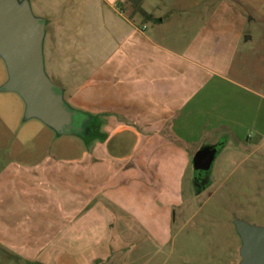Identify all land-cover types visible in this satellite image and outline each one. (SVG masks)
I'll use <instances>...</instances> for the list:
<instances>
[{
    "label": "crops",
    "instance_id": "crops-1",
    "mask_svg": "<svg viewBox=\"0 0 264 264\" xmlns=\"http://www.w3.org/2000/svg\"><path fill=\"white\" fill-rule=\"evenodd\" d=\"M29 3L46 21V74L93 125L76 158L23 146L15 155L36 162L0 168V249L63 264L86 235L102 264H133L126 236L164 233L210 184L190 174L198 150L215 147V161L264 147V34L245 36L246 15L225 0L201 16L180 0L175 20L145 0L149 20L129 0Z\"/></svg>",
    "mask_w": 264,
    "mask_h": 264
},
{
    "label": "rangeland",
    "instance_id": "rangeland-1",
    "mask_svg": "<svg viewBox=\"0 0 264 264\" xmlns=\"http://www.w3.org/2000/svg\"><path fill=\"white\" fill-rule=\"evenodd\" d=\"M129 1L133 5L135 0ZM179 1L145 0V7L149 9L159 6V9L154 10L156 15L168 13L172 15L170 19L175 20V12L169 13L170 6L174 8L173 5ZM182 1L184 4L196 3L198 7L192 14L201 16L204 13L202 4L215 8L223 0ZM225 1L231 4V9L236 14L246 15L245 36L256 38L257 35L264 34V28L255 23L260 16H263L264 20V0ZM168 24L165 30L172 29ZM194 31L195 29H191L188 32ZM6 80V67L0 58V87ZM24 110V104L18 95L0 92V168L10 162H36L38 155L26 158L15 155V149L23 146L33 149L45 147V150L48 149L56 157L76 158L84 140L90 141L89 137L58 135L35 119L26 121ZM32 136L33 140L30 139ZM190 174L195 175L194 181H199V184L200 181L206 180H209L210 184H207L205 189L196 184L202 189L200 195L192 202H187L183 216L164 233L158 236H126L132 247L128 254L133 264H238L241 260V242L235 232L233 220H242L253 226H264V147L259 150L246 148L241 152H225L214 161L209 172L191 171ZM191 182L187 180L184 185L186 200H190L193 191L191 185H188ZM83 237L87 239V244L77 239L72 244L73 250L63 259V264L103 263L102 252L94 250V237ZM55 255H58L57 251ZM0 264L30 263L11 257L1 248Z\"/></svg>",
    "mask_w": 264,
    "mask_h": 264
},
{
    "label": "water",
    "instance_id": "water-1",
    "mask_svg": "<svg viewBox=\"0 0 264 264\" xmlns=\"http://www.w3.org/2000/svg\"><path fill=\"white\" fill-rule=\"evenodd\" d=\"M45 27L46 21L34 15L29 0H0V58L7 71L0 92L19 96L24 120H38L58 135L80 136L85 120L80 124V114L66 105L62 90L45 71ZM216 154L212 146L198 150L192 159L194 172H209ZM233 226L241 242L238 264H264V226L238 219Z\"/></svg>",
    "mask_w": 264,
    "mask_h": 264
},
{
    "label": "trees",
    "instance_id": "trees-1",
    "mask_svg": "<svg viewBox=\"0 0 264 264\" xmlns=\"http://www.w3.org/2000/svg\"><path fill=\"white\" fill-rule=\"evenodd\" d=\"M141 1L142 0H135L133 1V14L135 15H139L143 20H149L151 19V16L149 14H147L141 7ZM93 125V123H92ZM80 136L82 137L83 135L80 134Z\"/></svg>",
    "mask_w": 264,
    "mask_h": 264
},
{
    "label": "flooded vegetation",
    "instance_id": "flooded-vegetation-1",
    "mask_svg": "<svg viewBox=\"0 0 264 264\" xmlns=\"http://www.w3.org/2000/svg\"><path fill=\"white\" fill-rule=\"evenodd\" d=\"M83 120H84V118L80 117V124L82 123ZM82 128H83V131L81 134L83 135L82 137L84 138L90 134V132L92 130V124L85 122L84 125L82 126Z\"/></svg>",
    "mask_w": 264,
    "mask_h": 264
}]
</instances>
